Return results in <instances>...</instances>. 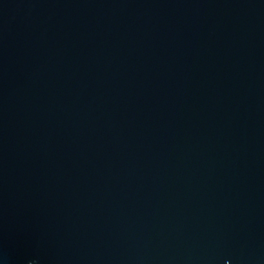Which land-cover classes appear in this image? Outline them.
Segmentation results:
<instances>
[{
  "label": "water",
  "instance_id": "obj_1",
  "mask_svg": "<svg viewBox=\"0 0 264 264\" xmlns=\"http://www.w3.org/2000/svg\"><path fill=\"white\" fill-rule=\"evenodd\" d=\"M0 264H264V0H0Z\"/></svg>",
  "mask_w": 264,
  "mask_h": 264
}]
</instances>
